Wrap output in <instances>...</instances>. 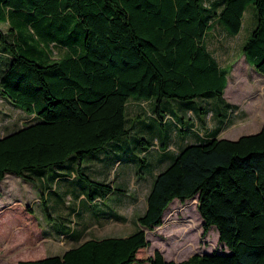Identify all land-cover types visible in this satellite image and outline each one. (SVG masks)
I'll return each mask as SVG.
<instances>
[{
	"label": "trees",
	"instance_id": "16d2710c",
	"mask_svg": "<svg viewBox=\"0 0 264 264\" xmlns=\"http://www.w3.org/2000/svg\"><path fill=\"white\" fill-rule=\"evenodd\" d=\"M250 2L257 22L242 52L264 74V0H0V57H6L0 96L28 118L0 135V183L14 173L38 187L42 211L50 218L54 194L62 200L82 192L93 201L123 191L92 176L87 163L101 162L107 171L131 159L128 137L140 118L129 117V100L154 99L148 116L160 135L174 124L163 102L223 99L221 105L209 100L186 105L189 125H183L184 117L176 119L182 133L191 126L204 136L158 168L135 231L85 238L61 254L17 264H264V122L236 138L218 136L233 123L236 105L224 97L227 69L206 42L215 23L236 34ZM209 112L218 124L212 130ZM155 167L150 162L149 169ZM61 180L64 189H51ZM194 197L202 234L213 226L227 251L193 253L178 261L157 249L137 256L150 244L146 229L163 223L168 205ZM54 230L81 237L65 223Z\"/></svg>",
	"mask_w": 264,
	"mask_h": 264
},
{
	"label": "rangeland",
	"instance_id": "374dc122",
	"mask_svg": "<svg viewBox=\"0 0 264 264\" xmlns=\"http://www.w3.org/2000/svg\"><path fill=\"white\" fill-rule=\"evenodd\" d=\"M256 22V10L253 3L250 2L244 9L242 25L236 34L227 33L219 23H215L206 37L208 48L214 52L219 64L227 69L228 86L224 94L225 99L236 100L242 104L243 109L245 107L248 111V114L242 116L241 121H234L235 124H225V130L221 137L236 138L241 134L255 132L264 122V74L256 71L246 61L242 52V45L255 27ZM2 27L5 29V24H2ZM57 51L56 49L55 52ZM5 62L6 57H0V67ZM257 90L259 94L255 98H251ZM138 100H140L139 107L142 108H138L141 110L137 116L140 121L133 124L132 133L128 137V143L134 154L130 156L131 159L127 160V158L123 161L124 164L136 163L138 166L137 171L134 169L132 172L130 169L123 174V178L128 181V196H131V198L126 197L125 203L119 207V212L125 216V221L88 224L89 227L79 240L59 233L56 234L54 229L57 230L58 225L61 227V224L65 223L70 227L78 226L75 221V214L71 213L68 216L69 220L61 218L60 215L65 217L68 210L66 205L62 204L59 206L62 209L60 213L56 212L58 208L55 207L51 211V218L45 215L40 205L38 187L30 185V183L27 184L14 173H8L0 183V264H17L20 259L61 254L65 249L76 245L85 238L108 235L123 236L135 231L139 226L138 216L145 209L147 189L146 180L139 178L138 174L147 173L150 164V155L142 152L145 149L143 147H148L149 150L156 149L159 141L170 142L174 137L179 139L186 137L188 139L191 126L182 133V124L176 122V119L181 120L184 117L185 122L183 123L185 124L183 125L190 123L186 114L188 105L199 107L204 104L207 105L208 100L212 103L223 104V99L218 95L198 96L189 101L176 99L163 102L162 110L166 109L169 122H174V124L168 123L159 135L157 129L150 125L151 118L148 116L150 113L149 102L150 100L154 101V99ZM129 105L131 109L128 111L131 115L134 112V103L129 102ZM214 119L215 117L208 118L207 124L209 125ZM26 120L28 118L22 110L13 107L0 96V135L10 131L12 128L9 127L26 123ZM176 129H179L178 134H175ZM136 153L140 157L138 163L134 161ZM142 155L146 156L145 160ZM77 201L78 198L70 200L69 197H66L64 204L71 206L73 202L75 205ZM48 203L52 205V202L49 201ZM28 205H30L29 209L26 208ZM146 234L150 244L137 252L139 257H146L152 254L155 249L159 250L166 259L176 261L193 253L211 252L213 250L227 251L219 242L218 232L213 226L205 235L202 234V218L196 208L195 197L188 198L184 202L178 199L171 202L165 211L163 223L153 229H146ZM132 264L140 263L134 262Z\"/></svg>",
	"mask_w": 264,
	"mask_h": 264
},
{
	"label": "crops",
	"instance_id": "0c3cea01",
	"mask_svg": "<svg viewBox=\"0 0 264 264\" xmlns=\"http://www.w3.org/2000/svg\"><path fill=\"white\" fill-rule=\"evenodd\" d=\"M228 78V76H227ZM228 82V79H227ZM228 86V83L226 84L225 88H224V94H225V90L226 87ZM263 90V88L261 89V91ZM259 94V91L257 90L255 95H252L251 98H255L257 95ZM140 100L138 99H131L129 100V102H133L134 103V112L131 113V115L129 114V117H135L139 114V112L141 110H138V108L142 109L141 107H139ZM142 101V100H141ZM229 101V100H228ZM128 102V109H131L130 105ZM231 103H233L234 105H236L235 110L233 112L232 118H233V123L235 124L234 121H241V118L244 114H248V111L246 110V108L242 107L241 103H238L236 100L235 101H229ZM150 103V102H149ZM241 105V107H240ZM250 105V104H248ZM151 106V103H150ZM14 107V106H13ZM16 108V107H15ZM129 113V111H128ZM214 118V114L212 112H209L207 115V123H208V118ZM217 124V119L212 120L211 123H209V130H212ZM224 128H222L219 133L218 136L221 137V134L224 132ZM179 132L176 131L175 134H178ZM204 136V132L202 129H198V128H192L191 132L188 134V139L186 137L184 138H176L174 137L173 139H171L170 142H168V144H165L161 141L158 142V146L156 147V149H145L142 150V152H144L145 154L150 155V162L153 165H156V167L153 170H148L147 173H140L138 174L139 178H143L146 180V193H145V198L147 196V193L149 191V188L153 182V177L156 174V172L158 171L159 167H164L169 161H170V157L172 155H175L176 152L180 149V147H182L183 145L186 144V142H195V141H199V139L201 137ZM196 138H198V140H195ZM188 140V141H187ZM189 140H193V141H189ZM153 143L155 141H152ZM173 143V144H172ZM87 164L91 165V169L92 171V176H94L97 179L100 180H105L111 183V186H116V187H120L123 189V191H121V193H119L117 191V193L115 192H111L109 194H107V196H105L104 198H100L97 197L95 200L93 201H86L84 194L81 192L78 195V201L75 205L74 202L71 206H68V204H64L66 201V197H69L70 200L71 199H77L75 197H73V194L71 196L70 193H68L67 195L62 197V200H60L55 194L50 197V202H52V205L50 204V206H53L54 208H58L56 212H61L62 209L59 207L62 204L68 208L67 210V214L66 217L68 218V216L71 213H74L75 218H76V222L78 223V226H71L72 229L77 230V232H79L81 234V236L83 235L84 231L89 227L87 226L88 224H102L108 221H117V220H122L125 221V216L123 214H121L119 212V207L121 206L122 203H125L126 201V197L131 198V196H128V181L123 178L126 171L132 169V172H134V169L136 170V166L135 164L131 163H116L113 167H111V169H108L106 171V169L102 166L101 162H88ZM130 165V167H129ZM135 174V173H134ZM70 177L72 178V175H70ZM69 177V178H70ZM62 178V177H61ZM27 182V181H25ZM30 182H27V184H29ZM65 181H58L55 184L52 185L51 189H55L57 191H60L62 189L65 188L64 186ZM30 185L34 186L32 183H30ZM36 187V186H35ZM50 189V188H49ZM48 190H46L47 193ZM135 199V198H133ZM176 199H174L173 201H175ZM58 201V202H57ZM146 201V200H145ZM172 201V202H173ZM196 201V200H195ZM71 202V201H70ZM69 202V203H70ZM30 206V205H29ZM27 206L26 208L28 209ZM54 208L52 209V211L54 210ZM72 208H75L74 210ZM145 208H146V204H145ZM145 210V209H144ZM166 211V210H165ZM165 213V212H164ZM62 217H64L63 215H60ZM164 221V218H163ZM76 232V233H77ZM56 234H58L56 232ZM59 234H63V233H59Z\"/></svg>",
	"mask_w": 264,
	"mask_h": 264
}]
</instances>
